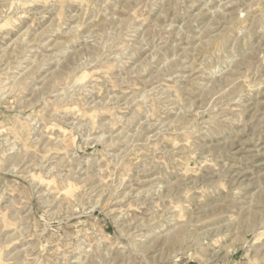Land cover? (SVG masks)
I'll return each mask as SVG.
<instances>
[{
	"label": "clouds",
	"instance_id": "1",
	"mask_svg": "<svg viewBox=\"0 0 264 264\" xmlns=\"http://www.w3.org/2000/svg\"><path fill=\"white\" fill-rule=\"evenodd\" d=\"M0 264H264V0H0Z\"/></svg>",
	"mask_w": 264,
	"mask_h": 264
}]
</instances>
